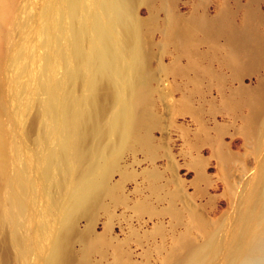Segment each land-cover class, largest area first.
<instances>
[{
	"label": "rangeland",
	"instance_id": "374dc122",
	"mask_svg": "<svg viewBox=\"0 0 264 264\" xmlns=\"http://www.w3.org/2000/svg\"><path fill=\"white\" fill-rule=\"evenodd\" d=\"M57 3L14 0L10 14L0 20V122L8 141V171L24 169L35 181L17 229L42 248L40 255L34 248L20 254L9 244L4 224L2 264H42L54 226L36 161L47 144L40 138L46 128L40 123L44 94L38 89L45 78V13L53 5L57 17ZM138 12L157 23L148 34L157 154L153 161L140 152L124 154L122 166L131 173L124 199L111 205L110 219L98 213L95 231L102 233L110 220L112 243L123 246L132 264H161L174 240L187 232L197 244L213 243L208 264H264V0H150ZM169 18L189 29L186 45L181 38H165ZM61 22L65 27L68 18L62 16ZM153 165L161 174L156 188L145 176ZM176 190L180 215L169 209ZM53 194L60 197L58 191ZM144 199L153 212L137 214L135 205ZM191 210L206 220V231L194 227ZM250 212L254 224L248 233L243 223ZM85 224L81 220L79 229ZM112 256L109 248L108 264Z\"/></svg>",
	"mask_w": 264,
	"mask_h": 264
},
{
	"label": "bare ground",
	"instance_id": "6f19581e",
	"mask_svg": "<svg viewBox=\"0 0 264 264\" xmlns=\"http://www.w3.org/2000/svg\"><path fill=\"white\" fill-rule=\"evenodd\" d=\"M13 1L0 0V20L10 14ZM149 1L58 0L57 17L52 15L53 5L47 7L45 78L38 83L44 94L39 103L40 123L46 128L40 138L47 144L36 166L48 193L54 226L42 264H108L109 248L113 249L110 264H132L123 246L112 243L110 220L102 233L95 228L98 213L103 211L110 219L111 205L124 199V182L131 175L122 166L124 154L140 152L152 161L157 154L156 87L148 49V34L157 23L153 17L141 18L138 12V7ZM64 15L68 18L65 27L61 22ZM57 29L63 30L62 34H56ZM165 38H181L184 46L190 39L189 29L169 18ZM2 44L0 30V66ZM162 67L167 71L172 68ZM2 112L0 101V115ZM7 161L8 141L0 122V228L9 225L6 238L20 254L36 249L40 255L42 248L17 229L35 181L24 169L9 173ZM116 174L119 179L114 181ZM160 175L154 165L146 171L150 187L156 188ZM177 190L171 193L169 209L180 215L175 205ZM54 191L60 192L59 198ZM135 211L150 214L153 209L144 199L136 203ZM191 211L194 227L206 231V220L196 210ZM81 220L86 222L83 230L79 229ZM243 224L250 232L254 214L248 213ZM214 252L211 240L197 244L187 232L174 240L161 264H208Z\"/></svg>",
	"mask_w": 264,
	"mask_h": 264
}]
</instances>
